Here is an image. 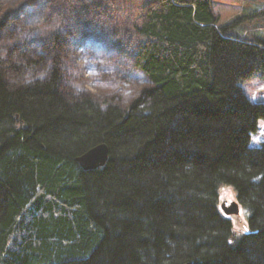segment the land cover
<instances>
[{"label": "trees", "instance_id": "trees-1", "mask_svg": "<svg viewBox=\"0 0 264 264\" xmlns=\"http://www.w3.org/2000/svg\"><path fill=\"white\" fill-rule=\"evenodd\" d=\"M136 1L124 33L95 38L102 67L141 82L122 105L84 86L81 5L47 0L26 28L0 0V264H264V101L241 85L264 78V37L232 33L213 0ZM100 143L108 160L82 168Z\"/></svg>", "mask_w": 264, "mask_h": 264}, {"label": "rangeland", "instance_id": "rangeland-1", "mask_svg": "<svg viewBox=\"0 0 264 264\" xmlns=\"http://www.w3.org/2000/svg\"><path fill=\"white\" fill-rule=\"evenodd\" d=\"M46 1L1 0V3L9 4L11 7L24 8L25 27L32 28L31 26L40 22L41 11ZM136 3V0H72L73 5H81L76 8V18L72 21L76 25L79 24L80 28L85 31L93 26L99 27L93 32L87 31L85 33L82 31L78 33L74 56L78 61L77 65L82 69L85 88L96 94L101 100L106 97L113 99L116 96L117 98L114 97L115 101L124 105L136 95L140 87V81L136 82L133 78H124L118 70H108L100 65L104 62L102 57L105 53L102 51L105 49V45L102 41L95 40L96 37L101 38V40L104 39L107 32L103 31L102 27H109L111 31L118 32L120 35L124 33V27H128L131 23L122 25L120 20L124 16L130 17V15L134 18L133 10L137 9ZM213 8L215 13L220 16V22L228 25L232 33L264 37V0H214ZM48 21H50L49 25L54 28L61 24L58 13L52 15ZM118 43L120 42L118 41ZM30 45L35 46L36 43L31 42ZM261 83H263L261 75L257 73L252 78L241 82V85L247 96L254 99L257 97L258 101H264V89L258 88ZM263 124L264 119H261L260 126L262 127ZM262 141H264L263 134H253L251 146H259ZM224 199L229 202L237 199L232 187L225 186L221 189V200ZM247 215L241 207L240 214L233 218L237 232L247 223Z\"/></svg>", "mask_w": 264, "mask_h": 264}, {"label": "water", "instance_id": "water-1", "mask_svg": "<svg viewBox=\"0 0 264 264\" xmlns=\"http://www.w3.org/2000/svg\"><path fill=\"white\" fill-rule=\"evenodd\" d=\"M108 158L109 146L106 143H100L76 157V160L82 168L93 169L104 165ZM222 209L227 215L235 216L239 213V204L237 201H232L228 205L227 200H224Z\"/></svg>", "mask_w": 264, "mask_h": 264}, {"label": "clouds", "instance_id": "clouds-1", "mask_svg": "<svg viewBox=\"0 0 264 264\" xmlns=\"http://www.w3.org/2000/svg\"><path fill=\"white\" fill-rule=\"evenodd\" d=\"M28 82H31V81H28ZM100 107H101V110L102 111H105L107 109V104H101ZM17 126L19 127V124ZM258 178L259 177H257V179ZM248 231H249V228H248L247 224L245 223V225L243 226V228H241V229L238 230V234L239 233H246ZM229 243H231V241H229Z\"/></svg>", "mask_w": 264, "mask_h": 264}]
</instances>
